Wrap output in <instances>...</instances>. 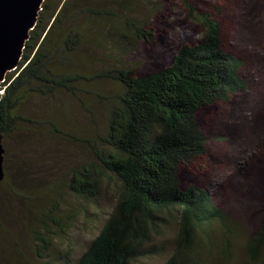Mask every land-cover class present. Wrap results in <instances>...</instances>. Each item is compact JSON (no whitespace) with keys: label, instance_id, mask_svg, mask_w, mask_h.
<instances>
[{"label":"rangeland","instance_id":"obj_1","mask_svg":"<svg viewBox=\"0 0 264 264\" xmlns=\"http://www.w3.org/2000/svg\"><path fill=\"white\" fill-rule=\"evenodd\" d=\"M184 1L45 0L54 15L61 12L60 43L67 33L81 30L87 10L107 15L93 17L75 51H61L54 58L53 71L91 79L77 82L72 92L28 95L17 113L31 122L21 121L2 135L0 264H76L98 235L115 207L117 186L104 185L100 195L89 200L74 194L69 181L73 169L93 158L92 146L102 147L113 97L122 91L119 82L102 74L122 68L139 74L157 71L172 61L179 47L200 40L203 29L189 17ZM186 1L220 22L226 48L243 61L248 90L198 112L209 138L207 149L181 167V186L205 188L215 204L240 223L234 255L224 260L220 251L208 250V260L253 264L247 242L264 222V0ZM129 17L151 29L153 38L130 42L116 32L113 25L122 26ZM51 216L59 218L61 226ZM45 226L53 231L48 245L38 240L47 234ZM177 230L176 222L167 225L155 239L157 253L139 256L131 264H165ZM218 233L217 245L223 243Z\"/></svg>","mask_w":264,"mask_h":264},{"label":"trees","instance_id":"obj_2","mask_svg":"<svg viewBox=\"0 0 264 264\" xmlns=\"http://www.w3.org/2000/svg\"><path fill=\"white\" fill-rule=\"evenodd\" d=\"M183 3L192 21L203 29L200 40L179 47L172 61L157 71L139 74L134 68H122L102 74L119 82L122 91L113 97L102 147L92 146L93 158L73 169L69 189L90 200L100 195L104 185L115 184L118 197L76 264H131L139 256L156 254V237L174 222L176 244L165 264H214L207 258L208 250L220 251L224 260L235 253L240 223L216 205L205 188H183L180 169L206 153L209 138L197 120L198 112L248 90V81L242 74V59L224 44L220 22L188 1ZM87 11L81 30L67 33L60 43L61 12L54 15L52 5L44 1L16 72L1 84L2 135L21 121L31 122L17 113L28 95L61 89L72 92L77 82L91 79L52 69L57 68L54 58L61 51H75L94 16L107 15ZM113 28L130 42L153 38L151 29L130 17ZM55 218L51 216L61 226ZM45 228L47 234L38 240L48 245L53 231ZM219 231L223 243L217 245ZM247 250L251 263L264 264V222L247 242Z\"/></svg>","mask_w":264,"mask_h":264},{"label":"water","instance_id":"obj_3","mask_svg":"<svg viewBox=\"0 0 264 264\" xmlns=\"http://www.w3.org/2000/svg\"><path fill=\"white\" fill-rule=\"evenodd\" d=\"M45 0H0V86L17 70ZM4 148L0 129V183L4 178Z\"/></svg>","mask_w":264,"mask_h":264}]
</instances>
